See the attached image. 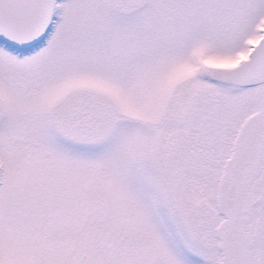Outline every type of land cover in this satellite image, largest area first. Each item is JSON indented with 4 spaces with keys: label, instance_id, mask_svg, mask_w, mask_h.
I'll list each match as a JSON object with an SVG mask.
<instances>
[{
    "label": "snow or ice",
    "instance_id": "1",
    "mask_svg": "<svg viewBox=\"0 0 264 264\" xmlns=\"http://www.w3.org/2000/svg\"><path fill=\"white\" fill-rule=\"evenodd\" d=\"M0 264H264V0H0Z\"/></svg>",
    "mask_w": 264,
    "mask_h": 264
}]
</instances>
